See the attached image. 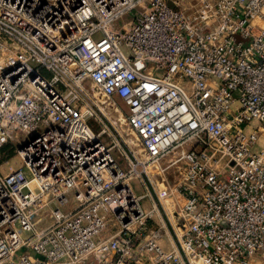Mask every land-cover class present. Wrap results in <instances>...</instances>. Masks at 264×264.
Here are the masks:
<instances>
[{"label":"built area","instance_id":"obj_1","mask_svg":"<svg viewBox=\"0 0 264 264\" xmlns=\"http://www.w3.org/2000/svg\"><path fill=\"white\" fill-rule=\"evenodd\" d=\"M13 128L0 264H264V0H0V148Z\"/></svg>","mask_w":264,"mask_h":264},{"label":"rangeland","instance_id":"obj_2","mask_svg":"<svg viewBox=\"0 0 264 264\" xmlns=\"http://www.w3.org/2000/svg\"><path fill=\"white\" fill-rule=\"evenodd\" d=\"M168 3H171L170 1H168ZM140 9L134 8L132 11H127L123 14H121L120 16H118L114 21H113V25L114 26H120L123 23H127L129 20H132L134 14L136 12H138ZM126 46H124V49L126 50ZM42 73L44 75H48V72H46L45 70H42ZM236 95V94H235ZM101 99H104V97H100ZM114 101L113 106H117L119 108V111H115L110 109L108 112V117L109 119L106 120L103 119V122L109 127V132L110 134L108 135L107 132H104L102 135V138L108 143V144H113V142H117L116 145L113 146L112 151L114 153V156L116 157V159H118L119 162H121V165L123 166V168L125 170L128 169V166L126 164L125 158H124V152L128 153L130 155V153H133L135 155H139L140 154V145L138 143L137 137L134 133V131H132V129L127 125L125 120L122 119H118V115L123 114L126 111V106L124 105V103L121 101V99L118 96L113 97L112 99ZM105 109L106 108V103L104 104ZM232 107L234 108L235 105H232ZM87 122L89 124V126L92 128L93 131L97 132L100 130L102 123L98 122L95 118L93 117H89L87 119ZM43 127H40V129H42ZM12 136L9 139V141L7 142V144H9L10 147H13V151L11 154H2V149H0V170L3 172L8 171V169L14 168L19 166L22 162L19 158V155L17 153V149L20 145L24 144L29 138L32 137L33 133H27L25 131L22 130H17V129H12ZM191 142H193V140H191ZM190 144V143H189ZM192 144V143H191ZM180 146V145H178ZM186 146V145H185ZM191 145H188V147ZM173 153L169 154L168 157H165L164 159V155L162 157V161H166L169 159L173 158ZM22 170L25 174V176L27 178H29L31 176L29 170L27 167L23 166ZM176 174V173H175ZM143 175V174H142ZM169 178H171L170 180H174L175 176L170 174ZM34 185V183L32 184V186ZM140 189V187H138L136 189V191L138 192ZM73 202V192L70 191L69 192V203L67 206H63L62 208H68L71 206ZM144 204L148 205L149 201L144 200ZM55 204L52 203V206H54ZM49 208H43L41 209L38 214H42L45 217V221H43L42 223H40L39 226H42L43 224H45L46 222L50 221L51 218L49 217ZM162 219L165 220L164 218V214L162 212V210H160ZM159 216L155 217V220H158ZM155 220L153 218L152 222L155 223ZM168 244H165V247H168Z\"/></svg>","mask_w":264,"mask_h":264},{"label":"bare ground","instance_id":"obj_3","mask_svg":"<svg viewBox=\"0 0 264 264\" xmlns=\"http://www.w3.org/2000/svg\"><path fill=\"white\" fill-rule=\"evenodd\" d=\"M191 143H192L191 140H186L184 143L180 144V146H175L174 148L170 149L169 151H167L165 153L164 159H165V157H168L169 154H171V153H173L174 154L173 157H175L176 155H178L179 153H181L185 149H187L188 148V145H191Z\"/></svg>","mask_w":264,"mask_h":264},{"label":"trees","instance_id":"obj_4","mask_svg":"<svg viewBox=\"0 0 264 264\" xmlns=\"http://www.w3.org/2000/svg\"><path fill=\"white\" fill-rule=\"evenodd\" d=\"M8 142V141H7ZM7 142L0 148L2 149V154H11L13 151V147H10L9 144H7Z\"/></svg>","mask_w":264,"mask_h":264}]
</instances>
